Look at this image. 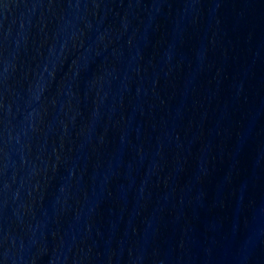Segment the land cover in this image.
I'll return each mask as SVG.
<instances>
[{
    "label": "water",
    "instance_id": "95a60500",
    "mask_svg": "<svg viewBox=\"0 0 264 264\" xmlns=\"http://www.w3.org/2000/svg\"><path fill=\"white\" fill-rule=\"evenodd\" d=\"M0 264H264V0H0Z\"/></svg>",
    "mask_w": 264,
    "mask_h": 264
}]
</instances>
